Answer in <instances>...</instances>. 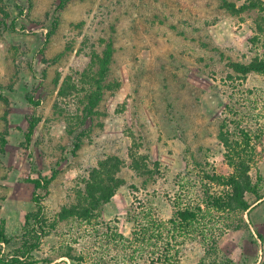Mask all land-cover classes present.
I'll return each mask as SVG.
<instances>
[{
    "label": "rangeland",
    "instance_id": "obj_1",
    "mask_svg": "<svg viewBox=\"0 0 264 264\" xmlns=\"http://www.w3.org/2000/svg\"><path fill=\"white\" fill-rule=\"evenodd\" d=\"M26 1L0 0V86L9 100L0 101V222L8 236H17L25 215L35 210V190L26 179L41 173L52 181L48 195L36 192L47 216L41 260L74 264L64 255L70 252L82 264H151L150 253L125 261L115 234L131 236L129 220L141 206L145 214L169 220L178 176L197 162L231 172L217 135L233 87L240 90L237 100L249 106L254 128H263L251 175L264 196V76L227 83L230 61L264 57L260 13L235 15L219 0H71L63 9L61 0ZM16 4L24 5L22 15ZM110 40L111 80L120 87L106 93L83 125L77 118L83 116L82 88H88L83 74ZM67 77L79 91L61 97ZM27 93H34L38 106L27 104ZM27 115L41 120L31 142L25 138ZM131 149L153 175L130 167ZM109 156L124 162L118 177L126 183L91 223L60 221L64 207L81 203L84 182ZM253 207L245 216L248 228L223 235L217 254L188 239L180 264L264 263V200Z\"/></svg>",
    "mask_w": 264,
    "mask_h": 264
},
{
    "label": "trees",
    "instance_id": "obj_2",
    "mask_svg": "<svg viewBox=\"0 0 264 264\" xmlns=\"http://www.w3.org/2000/svg\"><path fill=\"white\" fill-rule=\"evenodd\" d=\"M71 0H61L58 9H63ZM221 7L235 15L247 12H258L264 17L263 0H246L241 6L229 0H219ZM26 2L29 3V0ZM20 15L23 14L24 5L15 6ZM115 53L113 41L110 40L100 53L92 56V66L83 74V81L88 88H82L84 97L80 101L83 106L81 124L92 118L100 108L107 92L115 91L120 87L119 82L111 80V65ZM228 68L231 71L230 81L234 77L244 85L252 74L264 76V57L255 56L248 63L230 61ZM59 82V78L57 79ZM230 87L229 85H227ZM235 89V90H234ZM79 89L71 77H67L61 85L59 95L67 97ZM228 96L223 104L219 133L217 139L223 149V157L231 172L227 175L220 174L216 169L196 163L195 169H188L178 176L179 190L171 198L172 217L169 220L154 214H145L141 206L138 214L130 217L133 231L130 237H125L118 232L113 241L120 244V252L124 253L125 261L132 262L136 254L150 253L151 264H180L181 247L189 239L190 243L203 246L205 251L217 254L218 240L230 231H239L248 228L245 216L254 208L253 205L264 200L260 194L259 185L253 181L251 172L258 165V147L262 140L263 128H254L252 118L246 114L248 107L242 104L243 98H236V91ZM244 93L243 91H241ZM253 92L246 91V93ZM27 104L38 106L34 100V93L25 95ZM0 101L9 105V100L3 95L0 86ZM256 111L258 108L255 109ZM40 118L27 115V130L25 138L31 142ZM73 133V132H71ZM80 140L75 144V149L80 148ZM131 164L138 174L153 175L145 158L131 149ZM124 162L114 156H109L100 161L94 168L89 178L84 182L85 196L80 195L81 203L71 207H64L59 214L60 221L73 217L83 222L91 223L98 218L95 212L109 203L119 187L126 182L118 177ZM158 163L155 164V166ZM26 181L33 185L34 194L32 201L35 210L26 214L17 236L10 237L6 232L5 221L0 222V264H53L49 258L38 257L42 244V236L46 235L47 216L44 212L42 200L36 195L42 190L45 195L50 192L51 179L37 173L36 178L28 177ZM255 197V203L251 197ZM117 231V230H116ZM74 264H82V257H75L70 252L64 254ZM264 264V263H261Z\"/></svg>",
    "mask_w": 264,
    "mask_h": 264
}]
</instances>
